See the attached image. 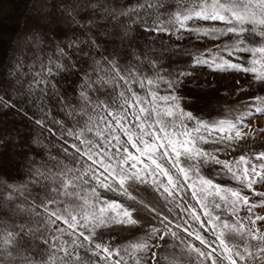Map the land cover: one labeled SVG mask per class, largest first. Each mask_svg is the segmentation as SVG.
Wrapping results in <instances>:
<instances>
[{"label":"snow or ice","instance_id":"snow-or-ice-1","mask_svg":"<svg viewBox=\"0 0 264 264\" xmlns=\"http://www.w3.org/2000/svg\"><path fill=\"white\" fill-rule=\"evenodd\" d=\"M44 7L49 24L55 9L64 26L50 27L47 41L34 37L39 67L29 66L26 85L24 62L8 70L15 79L0 81V114L36 108L41 117L30 119L62 156L38 137L26 145L0 128V146L28 148L23 177L0 174V264H264V127L253 124L264 118V0ZM136 30L227 37L194 54L190 67L243 73L250 79L236 80L237 92L260 94L224 119L198 117L195 95L185 92L193 71L135 51ZM213 168L228 182L207 174ZM117 229L131 239H113Z\"/></svg>","mask_w":264,"mask_h":264},{"label":"rangeland","instance_id":"rangeland-1","mask_svg":"<svg viewBox=\"0 0 264 264\" xmlns=\"http://www.w3.org/2000/svg\"><path fill=\"white\" fill-rule=\"evenodd\" d=\"M135 2L136 0H132V3ZM47 3L48 0H0V81L15 79V77H8L7 72L16 64L17 60H20L25 63V67L19 75L26 85L27 81L31 79L29 66L36 69L39 67V61L33 58L35 52L34 37L39 33L47 41L52 36L49 31L50 27L62 28L64 26L55 9L51 11V24L48 23L46 19L48 10L44 7ZM132 35L135 37V45L133 46L135 51L146 52L149 59L162 58V62L172 70L179 68L193 71L195 80L186 86L185 92L188 95H195L197 103L191 110L195 115L206 121L224 119L228 117L230 108H237L241 103L247 102L249 96L260 94L255 90L237 92L235 81L240 80L241 83H244L247 79H250L243 73L217 72L207 66L190 67L194 54L203 53L205 49H212L216 45L229 43L227 37H222L217 41L210 39L198 40L195 36L184 33L185 38L177 40L175 35L150 34L141 30L134 31ZM125 44H127V40H125ZM133 48L128 51L132 52ZM195 85H199V87ZM11 94L15 95V93ZM25 107L28 109L29 116L12 112H9L6 116L0 114V128L6 127L9 129L12 138H15L17 132H19L21 137L19 142L26 145L31 144L33 137H38L47 146L48 151H51L54 155L62 156L61 147L56 138L50 136L46 128H41L30 119L32 115L40 118L41 112L30 104L25 105ZM49 107H52V105H49ZM52 112L56 119L63 118L58 105L52 108ZM46 123L57 127L51 125V118ZM253 124L264 127V118H258L253 121ZM205 147L211 148L213 146L205 145ZM23 151H28V148L14 147L13 143L0 146V174L23 177L24 173L21 167L23 161L20 155ZM206 171L207 174L213 176L219 182H228L227 177L221 179L216 176L214 168ZM142 194L145 195V198L153 195L151 189ZM107 195L112 199H121V197L111 193ZM126 237L131 239V232L117 229L113 239H119L121 243H126L127 240L124 239Z\"/></svg>","mask_w":264,"mask_h":264}]
</instances>
